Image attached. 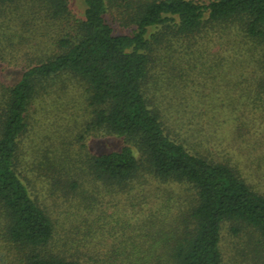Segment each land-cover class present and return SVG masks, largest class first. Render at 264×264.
<instances>
[{
    "label": "trees",
    "instance_id": "1",
    "mask_svg": "<svg viewBox=\"0 0 264 264\" xmlns=\"http://www.w3.org/2000/svg\"><path fill=\"white\" fill-rule=\"evenodd\" d=\"M84 5L76 18L69 0H0V264H223L225 221L256 229L264 244V188L251 181L264 180V165L242 163L264 155L255 157L256 141L240 148L264 120V0ZM224 66L237 100L219 85L203 95L214 97L212 113L183 99L176 80L197 87L204 70ZM70 88L86 112L76 158L69 140L41 151L29 134ZM231 113L247 130L228 126ZM91 139L115 149L91 151ZM148 179L189 186L190 212L159 239L125 235L100 249L81 210L93 214L100 195H141Z\"/></svg>",
    "mask_w": 264,
    "mask_h": 264
},
{
    "label": "rangeland",
    "instance_id": "2",
    "mask_svg": "<svg viewBox=\"0 0 264 264\" xmlns=\"http://www.w3.org/2000/svg\"><path fill=\"white\" fill-rule=\"evenodd\" d=\"M69 4L73 12L72 15L76 18H82L85 8L84 0H69ZM68 23H72L71 20L67 21V24L61 23V27H67ZM117 26H119V29L122 28L119 24ZM204 72L209 73V75L205 82L197 87H184L181 80H176L175 85L181 91L183 99H189L192 103L199 105L201 102H204L211 110L207 112L212 113L214 106L209 102L214 103L216 101L212 99L214 97L206 101L207 97H203V95H206L210 89V93H219L218 89L211 88L219 85L221 89L220 95L237 100L238 92H241L240 88L239 86L227 87L230 76L225 66L212 71L204 70ZM201 77L200 75L195 77L196 83ZM242 92L246 95V93H249V90L242 89ZM209 97L211 96L209 95ZM242 97L243 100L246 99L244 96ZM227 103H230V101L228 100ZM245 104H243L242 109L246 110V112H251L252 110L249 111L250 105ZM84 105V101L78 97L76 92H71V88L64 93V96L58 99V102L52 104L49 101L46 104V109L42 110V113L39 114L40 122L34 120L29 133L35 143V147L41 151L50 152L55 148H61L59 147V141L62 139L66 142L69 140L70 142L65 147L71 150L73 157H78L81 151L76 135L82 126L84 118H86L83 116V114H86L83 110ZM259 112L264 114V111ZM217 113L221 117L224 115L223 110H217L214 115ZM260 119H257L258 123L256 124L255 134L253 135L250 132L240 142V148H243L249 142L256 141L255 150L257 151L254 152H257V154L255 157L264 155V120ZM227 120L228 126L233 128L234 126H239L242 132L243 130H247L245 128L248 122L247 119H240L239 121L231 113L227 117ZM70 129H73V132L68 135L66 131ZM259 132H262V134H258ZM60 134L64 136L58 138ZM259 142H261V145H258ZM88 145V149L91 151L95 149L97 153H106L115 149L112 142L103 140L91 139ZM245 152L250 156L251 151L245 150ZM251 159L244 157L242 163H245L247 167L250 165V162H254V166L258 163L264 165V159ZM251 178L254 179L251 180L252 182L257 185L260 184L259 188H264L261 185V183L264 184V180H260L255 176ZM86 185L93 186L90 182L86 183ZM94 186L96 185L94 184ZM144 187L146 189L144 193L141 195H136L135 193L132 197L130 196L129 201L126 200V197L129 196L126 193L119 198L100 195L93 214L88 215L89 212L84 211V208L81 210V226L87 231L91 230L100 249H107L109 245L118 243L120 238L125 235H139L140 239L138 238V242H147L149 238L145 239L146 241L143 238L148 237V235H154L159 239L164 234L172 233L178 218L180 220L181 217H186L190 212L195 193L189 186L159 184V182L153 179H148ZM94 219H97L96 222L99 225L91 221ZM114 226L116 227V231L111 234V228ZM233 228H236L237 231L235 232ZM220 251L223 264H264V244L260 234L256 229L242 224L239 225L230 221L223 223L221 227Z\"/></svg>",
    "mask_w": 264,
    "mask_h": 264
}]
</instances>
